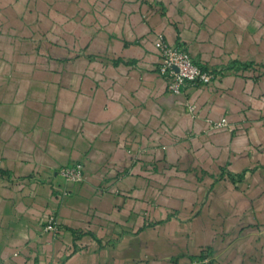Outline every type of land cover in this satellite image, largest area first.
<instances>
[{
    "label": "crops",
    "instance_id": "0c3cea01",
    "mask_svg": "<svg viewBox=\"0 0 264 264\" xmlns=\"http://www.w3.org/2000/svg\"><path fill=\"white\" fill-rule=\"evenodd\" d=\"M160 36L222 72L169 93ZM204 250L264 264V0H0V264Z\"/></svg>",
    "mask_w": 264,
    "mask_h": 264
},
{
    "label": "built area",
    "instance_id": "2783aa9c",
    "mask_svg": "<svg viewBox=\"0 0 264 264\" xmlns=\"http://www.w3.org/2000/svg\"><path fill=\"white\" fill-rule=\"evenodd\" d=\"M157 51L160 56L158 73L167 82V91L171 94L184 92L187 87L207 85L222 72L220 68H211L198 62L183 44H170L163 36L157 41ZM191 112H195L196 106L189 104ZM213 128L226 127L230 130L233 126L224 117L211 123ZM59 174L67 181L82 182L85 178L84 168L81 164L71 163L62 166ZM45 229L57 235L59 224L55 214L49 215L45 223ZM186 264H216L209 251L204 250L197 257L192 258Z\"/></svg>",
    "mask_w": 264,
    "mask_h": 264
},
{
    "label": "rangeland",
    "instance_id": "374dc122",
    "mask_svg": "<svg viewBox=\"0 0 264 264\" xmlns=\"http://www.w3.org/2000/svg\"><path fill=\"white\" fill-rule=\"evenodd\" d=\"M47 219H48V218H47ZM47 219H46V220H47Z\"/></svg>",
    "mask_w": 264,
    "mask_h": 264
}]
</instances>
